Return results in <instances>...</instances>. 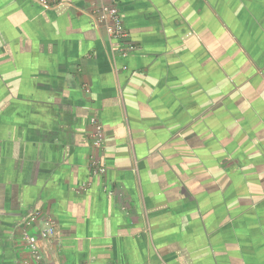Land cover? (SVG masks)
<instances>
[{
    "label": "crops",
    "instance_id": "0c3cea01",
    "mask_svg": "<svg viewBox=\"0 0 264 264\" xmlns=\"http://www.w3.org/2000/svg\"><path fill=\"white\" fill-rule=\"evenodd\" d=\"M100 2L0 0V264H264V0Z\"/></svg>",
    "mask_w": 264,
    "mask_h": 264
},
{
    "label": "built area",
    "instance_id": "2783aa9c",
    "mask_svg": "<svg viewBox=\"0 0 264 264\" xmlns=\"http://www.w3.org/2000/svg\"><path fill=\"white\" fill-rule=\"evenodd\" d=\"M59 0H37V4L44 9H49L56 6ZM93 21L96 25L102 26L106 29L110 39L116 40L120 43L119 53L124 57L129 56L136 50V46L131 42L130 35L125 27L123 17L120 13L117 0H101L95 6L93 13ZM91 134L90 143L93 153L90 157V173L93 177H104L107 173V166L101 156L106 146V134L104 126L100 119L96 116L90 119ZM83 186L82 188H86ZM109 196H119L117 189L109 187L106 188ZM42 218L40 211L31 212L27 216V225L37 223ZM55 236L54 222L47 218L42 221L38 234H30L25 232L23 234V242L28 256L23 264H49L46 262L42 252V244L52 243Z\"/></svg>",
    "mask_w": 264,
    "mask_h": 264
}]
</instances>
